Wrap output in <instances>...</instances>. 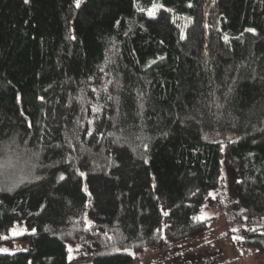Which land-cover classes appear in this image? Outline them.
Wrapping results in <instances>:
<instances>
[{
	"label": "trees",
	"instance_id": "trees-1",
	"mask_svg": "<svg viewBox=\"0 0 264 264\" xmlns=\"http://www.w3.org/2000/svg\"><path fill=\"white\" fill-rule=\"evenodd\" d=\"M223 163L261 235L264 0H0V244L27 243L0 264H132L204 234Z\"/></svg>",
	"mask_w": 264,
	"mask_h": 264
},
{
	"label": "rangeland",
	"instance_id": "rangeland-1",
	"mask_svg": "<svg viewBox=\"0 0 264 264\" xmlns=\"http://www.w3.org/2000/svg\"><path fill=\"white\" fill-rule=\"evenodd\" d=\"M225 187L221 191L219 202L211 208H205L203 217L209 220V229L204 234L187 237L180 240L175 247L168 250L158 249L145 255L137 256L132 264H264V231L261 235L243 233L240 211L243 202L238 199L233 190L236 179L235 173L223 163ZM234 202L237 203L234 206ZM245 219V218H244ZM246 220V219H245ZM24 226H16L10 235H17L24 231ZM261 240L252 244L251 239ZM27 243L14 240L0 244V252L13 253L23 250ZM69 263L77 258L73 251L69 255Z\"/></svg>",
	"mask_w": 264,
	"mask_h": 264
},
{
	"label": "snow or ice",
	"instance_id": "snow-or-ice-1",
	"mask_svg": "<svg viewBox=\"0 0 264 264\" xmlns=\"http://www.w3.org/2000/svg\"><path fill=\"white\" fill-rule=\"evenodd\" d=\"M26 2H27V0H26ZM79 5V0H77V6ZM148 15L149 16H154L155 15V12L154 11H152V10H150L149 12H148ZM249 31H255L254 29H250ZM183 38V37H182ZM225 39H227V37H225ZM153 63H154V61H153ZM42 99V98H41ZM96 111H99V108H97V109H95ZM146 147V146H145ZM80 175H85L84 173H80ZM61 178H63V177H61ZM165 215H167L168 213L167 212H165L164 213ZM33 231H35L34 229H33Z\"/></svg>",
	"mask_w": 264,
	"mask_h": 264
}]
</instances>
